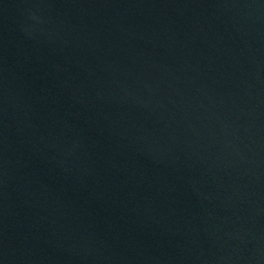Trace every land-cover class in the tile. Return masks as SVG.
Here are the masks:
<instances>
[{"label": "water", "instance_id": "water-1", "mask_svg": "<svg viewBox=\"0 0 264 264\" xmlns=\"http://www.w3.org/2000/svg\"><path fill=\"white\" fill-rule=\"evenodd\" d=\"M101 264H264V0H21Z\"/></svg>", "mask_w": 264, "mask_h": 264}]
</instances>
